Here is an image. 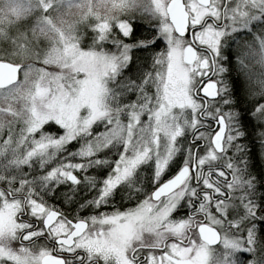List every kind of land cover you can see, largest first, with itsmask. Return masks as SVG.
Listing matches in <instances>:
<instances>
[{"label": "snow or ice", "instance_id": "snow-or-ice-1", "mask_svg": "<svg viewBox=\"0 0 264 264\" xmlns=\"http://www.w3.org/2000/svg\"><path fill=\"white\" fill-rule=\"evenodd\" d=\"M0 264H264V0H0Z\"/></svg>", "mask_w": 264, "mask_h": 264}]
</instances>
